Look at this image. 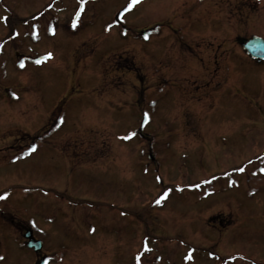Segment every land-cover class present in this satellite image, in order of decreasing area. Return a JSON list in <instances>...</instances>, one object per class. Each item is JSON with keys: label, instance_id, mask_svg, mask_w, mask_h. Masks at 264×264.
I'll return each instance as SVG.
<instances>
[{"label": "rangeland", "instance_id": "374dc122", "mask_svg": "<svg viewBox=\"0 0 264 264\" xmlns=\"http://www.w3.org/2000/svg\"><path fill=\"white\" fill-rule=\"evenodd\" d=\"M161 9L148 0H0V218L33 227L49 264H115L100 260L115 249L129 263L264 264V129L252 137L264 117L249 115L252 131L247 112L216 113L225 106L213 97L225 81L248 78L264 96V67L245 64L242 37L233 67L217 57V78L191 93L187 80L210 78L188 65L202 57L197 47H162L161 27L140 35ZM193 38L205 40L183 41ZM228 98L243 109L245 94ZM67 209L74 227L98 230L79 243L61 229L56 249L50 234L66 227ZM22 232L0 228V264L38 262Z\"/></svg>", "mask_w": 264, "mask_h": 264}, {"label": "flooded vegetation", "instance_id": "af4514ba", "mask_svg": "<svg viewBox=\"0 0 264 264\" xmlns=\"http://www.w3.org/2000/svg\"><path fill=\"white\" fill-rule=\"evenodd\" d=\"M149 2H151L152 9L158 8L160 5H162V9H161L162 19L158 21L160 23L156 24L157 22H154V23H151L152 26L150 25L148 27L149 33L151 34L154 33L155 36L160 35V34L158 32L155 33L154 31L159 27L162 28V34H161V37L163 38V43L161 42L163 45L162 47L171 46V49H175L176 45H179L178 49L183 52L186 49H188L187 51H189V50H194L193 47L194 48L197 47L195 49L202 55V57L199 55L198 57L196 56L193 57V59L189 62L188 65L191 67V69H194V70H197L198 68L199 70L202 69V76L208 75L210 76V78L208 81L203 80V81H200V83L199 82L195 83L194 81L192 83L190 80L189 81L187 80V85L190 87L192 91L191 93L193 94L197 92V89L201 90L202 88L206 89L210 87L211 82H212V77L217 78L215 74L216 73L215 66H217L218 64L217 57H220V56L223 57L227 55L226 62L224 63L222 62L223 67L225 68V70L226 69L230 70L233 67L234 65L233 62L228 61V59L232 58V56H229V55L231 54V50H233V45L236 41H239L240 38L242 37L264 38V0H149ZM164 2H165V5H164ZM222 22H227V24H225L224 26L222 25ZM228 22L230 23L229 25H228ZM191 34H197L198 37L205 38V40L202 39L203 41L201 40L200 42H197L193 38L191 39V41H189V43L188 42L186 43L185 40L183 41V38L185 36H189ZM218 34L226 38H223L222 41H220L219 43H217V40H210V37L216 38V36L218 37ZM227 39H229V41H227ZM239 43H240V48H241V40L239 41ZM156 47H160V45H157ZM152 52H154V50H152ZM189 53H191V51H189ZM208 53H212V55ZM244 55L247 58V61L245 62V64H247L248 66H251L252 64L250 63H255L251 61L250 57L247 56L245 53ZM169 57L170 59L171 58L174 60L176 59L175 58L176 56L174 54L169 55ZM255 64L260 67L262 66L263 68L264 60L258 61ZM205 65L207 66V68ZM241 65L243 64L239 63L237 64V67L239 68ZM238 68H236L235 70V73L237 75L242 74L243 71L246 70L243 68L241 69L243 71L240 70L238 72ZM222 75L225 76L223 71H222ZM167 79L168 77L165 76L164 81L166 82ZM219 80L220 81L222 80L221 77H219ZM219 80H217L216 82L219 83L220 82ZM229 80L225 81V87H222L215 95H213V97H215V99L219 101L218 102L219 104L225 106V109L220 108L216 111V113L223 112V113H228V114L231 113L232 115H238V114H243L247 112L245 115H243V117L246 119L248 118L247 122L248 123L251 122L252 124L254 122H252L251 117L252 118L257 117V116L263 117L264 115V96L255 94L258 88L257 87L258 85L256 84L253 85L249 83L247 84L246 82L251 80V78H248L246 82L242 81V83L238 82L237 84L232 83V82L228 83ZM220 83H223V81H221ZM232 87H233V90H232ZM239 92H242L243 94H245V97H246L244 100L245 103L242 104L243 109L241 111L240 109L235 111L234 108L232 109V105L233 106L235 104L238 105V100L234 98H228V97L232 96L234 93L239 94ZM251 96L252 98H250ZM251 103L255 105L253 110L250 109ZM249 115L251 117H249ZM253 126H257V125H252L250 127L251 130L253 129ZM258 126H261V125H258ZM258 128L253 129L256 131L252 134V137L258 138V133L260 132V130L264 129V127L260 129ZM247 133L249 134L251 133V131L248 130L247 132H245V134ZM248 136L249 135H245L243 140L246 141L248 139ZM216 144L220 145L222 148H225L226 145H230V142L229 141L224 142V144L220 142ZM62 173L64 175L65 173L64 168L62 170ZM74 197L76 199V196ZM74 197H73V200H75ZM81 200L85 202L86 200L89 201L91 199L89 197H85V198H82ZM72 203H77V202L72 201ZM69 211L67 209L66 215L68 216H67L66 227H64L62 223L59 227L54 228L53 233L50 234L52 236L51 239H52L53 245L54 246L57 245L56 249L59 246H65L64 240H63V243H60V242L59 244L56 243V239L58 240L60 238L59 237L60 234L61 236H63V233H59L61 229H62V232L69 235L70 238L68 237L67 241L75 240L79 243H83L82 233L84 236L86 235L87 237L89 236V239H90L91 238L90 236H92L93 234L96 235L95 234L96 230H98V228L93 227L95 226V224L87 228L82 227L83 225H78V224H76L74 227L73 226L74 220L78 221V219L77 218L75 219V215L71 213L73 212L72 210H69ZM97 214L98 215L96 214L94 215L96 218L100 217L103 219V217L107 218L108 216L109 222L110 223L114 222V227H116L117 230L119 229V225L116 224V217L114 214L111 215V214H108L107 212L103 213L102 215H100V212ZM0 215H3L1 211H0ZM62 216H64V211L61 210V216L59 217H62ZM96 220L97 219H95L93 222L97 223L98 221L95 222ZM53 221H56V217ZM6 224H10V223L0 218V228L1 229L4 228ZM10 225L12 226V228L16 230H22L23 231L22 235H24L25 233H28L29 237L32 240H40L39 237L35 236L32 228H28L27 226L23 227V225H19V224H16V225L10 224ZM51 227H54V226H51ZM110 227L106 226L105 230L108 232L106 231L105 232L107 234L113 235L112 240L114 241L113 243L116 244L115 240L117 237L114 236L116 235V229L113 230ZM114 231L115 233L113 234ZM75 233L79 235H74ZM46 234L44 233V235ZM98 234H100V232ZM83 239H86V237H84ZM118 240H119V243H120L119 246H120L121 240L120 239ZM60 241L62 240L60 239ZM117 249H119L118 246H117ZM43 251L44 250L42 247V249L39 252L35 253L36 259L38 258V262L42 260H45V262L47 261V253ZM121 255L122 254H120V249L119 250L115 249V252H113L112 255L110 254L109 257H103L100 260L101 262L111 260L112 263H115V264H120L125 261L128 262L126 258L125 259L123 258L120 262ZM57 260L59 261V258H57ZM46 264H49L48 261ZM127 264H138L136 256L132 255L131 263L128 262Z\"/></svg>", "mask_w": 264, "mask_h": 264}, {"label": "water", "instance_id": "95a60500", "mask_svg": "<svg viewBox=\"0 0 264 264\" xmlns=\"http://www.w3.org/2000/svg\"><path fill=\"white\" fill-rule=\"evenodd\" d=\"M243 48L246 50V52L251 55L253 58H264V40L261 38H251L247 40L243 44ZM28 247L34 248V250H38L40 247V243H28Z\"/></svg>", "mask_w": 264, "mask_h": 264}, {"label": "snow or ice", "instance_id": "6c2138e0", "mask_svg": "<svg viewBox=\"0 0 264 264\" xmlns=\"http://www.w3.org/2000/svg\"><path fill=\"white\" fill-rule=\"evenodd\" d=\"M140 2V0H133V4H135V3H139ZM75 26V25H74ZM158 203H159V201H157Z\"/></svg>", "mask_w": 264, "mask_h": 264}]
</instances>
